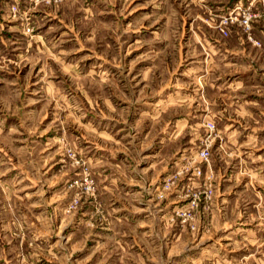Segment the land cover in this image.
<instances>
[{
  "label": "rangeland",
  "instance_id": "rangeland-1",
  "mask_svg": "<svg viewBox=\"0 0 264 264\" xmlns=\"http://www.w3.org/2000/svg\"><path fill=\"white\" fill-rule=\"evenodd\" d=\"M0 264H264V0H0Z\"/></svg>",
  "mask_w": 264,
  "mask_h": 264
}]
</instances>
